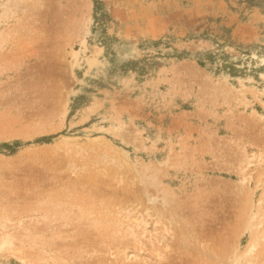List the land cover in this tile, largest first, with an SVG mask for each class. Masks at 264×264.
<instances>
[{"label": "rangeland", "instance_id": "1", "mask_svg": "<svg viewBox=\"0 0 264 264\" xmlns=\"http://www.w3.org/2000/svg\"><path fill=\"white\" fill-rule=\"evenodd\" d=\"M25 3L0 9V264H264V0Z\"/></svg>", "mask_w": 264, "mask_h": 264}, {"label": "bare ground", "instance_id": "2", "mask_svg": "<svg viewBox=\"0 0 264 264\" xmlns=\"http://www.w3.org/2000/svg\"><path fill=\"white\" fill-rule=\"evenodd\" d=\"M27 0H0V9H1V11H2V15H6L7 13L8 14H10V13H13V11H14V9H17L18 7H20L21 5H24V4H26L25 2H26ZM12 15V14H11ZM0 17H2V16H0ZM84 23V22H83ZM83 33V32H82ZM163 192V191H162ZM165 193V192H164ZM147 194V193H146ZM145 196H147V195H145ZM162 196H163V194H162ZM159 197L158 199H160V201L161 202H159V203H165V199L167 200V198L165 197V199H163V197ZM149 197H150V195H149ZM151 199H149V198H147V199H149V201L150 200H152V199H154V196H153V198H152V196L150 197ZM164 200V201H162V199ZM146 199V200H147ZM156 199V198H155ZM154 199V200H155ZM148 201V202H149ZM153 202V201H152ZM154 203H155V201H154ZM156 203H157V201H156ZM149 205V204H148ZM147 205V206H148ZM151 205H152V203H151ZM158 205H160V204H158ZM150 206V205H149ZM162 206V205H161ZM174 206V205H173ZM170 208H172V207H170ZM163 209V208H162ZM147 210H149V208L147 209ZM168 210H169V208H168ZM145 211H146V209H145ZM149 212V211H148ZM156 213H158V212H156ZM155 213V214H156ZM146 214H148V213H145V215ZM151 216V215H150ZM149 216V217H150ZM158 215H156V217H157ZM161 216V215H160ZM152 217V216H151ZM166 217V216H165ZM140 218V217H139ZM138 218V219H139ZM158 218V217H157ZM164 218V217H163ZM137 219V220H138ZM142 219V218H141ZM140 219V220H141ZM136 220V219H135ZM136 220V221H137ZM167 220H169V219H167ZM141 222H143V220H141ZM170 222V221H169ZM155 223H156V221H155ZM160 223V222H159ZM144 224V223H143ZM154 224V223H153ZM157 224V223H156ZM134 225V224H133ZM141 225V224H140ZM135 226H137V225H135ZM138 227V226H137ZM145 227V226H144ZM140 228V227H139ZM130 229H132V228H130ZM144 230V229H143ZM145 231V230H144ZM133 234V233H132ZM131 234V235H132ZM132 237V236H131ZM135 237V236H134Z\"/></svg>", "mask_w": 264, "mask_h": 264}, {"label": "trees", "instance_id": "3", "mask_svg": "<svg viewBox=\"0 0 264 264\" xmlns=\"http://www.w3.org/2000/svg\"><path fill=\"white\" fill-rule=\"evenodd\" d=\"M200 65L203 66L201 62H200Z\"/></svg>", "mask_w": 264, "mask_h": 264}]
</instances>
